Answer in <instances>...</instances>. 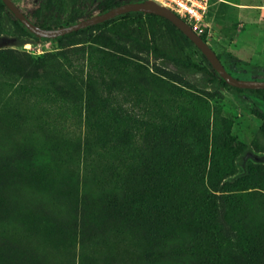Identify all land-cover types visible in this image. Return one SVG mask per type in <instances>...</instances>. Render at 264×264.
Here are the masks:
<instances>
[{"label":"rangeland","instance_id":"rangeland-1","mask_svg":"<svg viewBox=\"0 0 264 264\" xmlns=\"http://www.w3.org/2000/svg\"><path fill=\"white\" fill-rule=\"evenodd\" d=\"M205 22L231 73L264 78V0H212ZM225 247L264 262L263 99L104 26L34 37L0 6V264Z\"/></svg>","mask_w":264,"mask_h":264},{"label":"trees","instance_id":"trees-1","mask_svg":"<svg viewBox=\"0 0 264 264\" xmlns=\"http://www.w3.org/2000/svg\"><path fill=\"white\" fill-rule=\"evenodd\" d=\"M27 15V17L34 23L44 27H58L61 25H68L77 22L81 19L87 18L93 14L103 12L113 6L140 0H13ZM0 6L3 7L8 15L12 18L17 27L26 34L34 37H39L30 31L24 24H22L8 7L0 0ZM104 26L112 34L131 38L138 43L145 45L148 48L160 51L164 55H172L177 61L199 68L208 76L217 77L218 80L225 86L230 88H239L256 93L264 101V88H240L228 84L219 73L212 67L207 57L202 51L190 40L179 28H177L166 17L155 14L145 13L142 11H128L104 21L94 23L92 25L83 27L81 29L71 31L64 35H59L55 38H61L68 34L76 33L80 30ZM196 31L206 39L205 34L197 28ZM49 39L47 37H41ZM187 44H191L194 51L200 58V66L192 61L186 54L185 49ZM214 48V47H213ZM215 49V48H214ZM218 56L221 55L216 51ZM223 61V60H222ZM224 63V61H223ZM230 71V70H229ZM255 78H263L261 76H254ZM220 234V233H218ZM226 254L227 262L221 260L218 255L201 264H264V262L252 255L251 250H243L242 248L225 247L223 255Z\"/></svg>","mask_w":264,"mask_h":264},{"label":"water","instance_id":"water-1","mask_svg":"<svg viewBox=\"0 0 264 264\" xmlns=\"http://www.w3.org/2000/svg\"><path fill=\"white\" fill-rule=\"evenodd\" d=\"M14 16L24 24L30 31L39 37L55 38L71 31L81 29L97 22L104 21L115 15L128 11H142L155 13L169 19L179 28L193 43L204 53L212 67L230 85L240 88H264V78H241L231 73L218 56L213 46L204 39L181 15L172 8L155 0L129 1L113 6L103 12L93 14L87 18L68 25L58 27H44L30 20L24 11L13 0H2Z\"/></svg>","mask_w":264,"mask_h":264},{"label":"built area","instance_id":"built-area-1","mask_svg":"<svg viewBox=\"0 0 264 264\" xmlns=\"http://www.w3.org/2000/svg\"><path fill=\"white\" fill-rule=\"evenodd\" d=\"M172 8L181 15L194 29L205 22V16L212 0H155Z\"/></svg>","mask_w":264,"mask_h":264}]
</instances>
